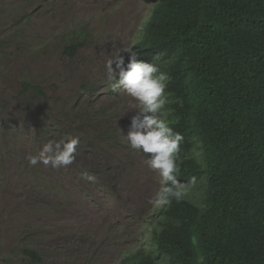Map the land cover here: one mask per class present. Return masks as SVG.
I'll return each mask as SVG.
<instances>
[{
    "label": "rangeland",
    "instance_id": "374dc122",
    "mask_svg": "<svg viewBox=\"0 0 264 264\" xmlns=\"http://www.w3.org/2000/svg\"><path fill=\"white\" fill-rule=\"evenodd\" d=\"M159 1L0 0V264H122L141 250L174 264L154 241L161 177L150 154L122 142L135 102L105 70L142 38ZM83 39L75 56L64 52ZM25 78L46 97L23 95ZM68 135L81 140L73 164L29 167L28 155ZM191 154L204 163L199 148ZM197 180L186 197L203 204L208 177Z\"/></svg>",
    "mask_w": 264,
    "mask_h": 264
},
{
    "label": "trees",
    "instance_id": "16d2710c",
    "mask_svg": "<svg viewBox=\"0 0 264 264\" xmlns=\"http://www.w3.org/2000/svg\"><path fill=\"white\" fill-rule=\"evenodd\" d=\"M133 50L170 76L164 116L184 136L180 181L208 177L203 204L161 208L158 252L174 264H264V0H160ZM22 85L46 97L28 78ZM122 264L157 261L141 250Z\"/></svg>",
    "mask_w": 264,
    "mask_h": 264
},
{
    "label": "clouds",
    "instance_id": "9594fccd",
    "mask_svg": "<svg viewBox=\"0 0 264 264\" xmlns=\"http://www.w3.org/2000/svg\"><path fill=\"white\" fill-rule=\"evenodd\" d=\"M124 53L129 54L126 57ZM115 65V67H113ZM106 78L112 91L123 90L134 104L131 123L127 134H122V142L131 149L146 155L150 170L157 171L161 177V188L153 201L158 206H170L173 201L185 199L189 190L197 186V177L192 176L187 182L180 181V151L184 142L182 133L174 130L170 122L164 119L166 105L171 103L166 91L170 76L153 62L138 59V54L131 48H121L105 61ZM130 112V111H129ZM160 113L162 118L156 114ZM78 136L68 135L59 140L49 139L37 154L28 155L29 167L39 164L52 168L67 167L76 161ZM87 180L95 181L93 175Z\"/></svg>",
    "mask_w": 264,
    "mask_h": 264
}]
</instances>
